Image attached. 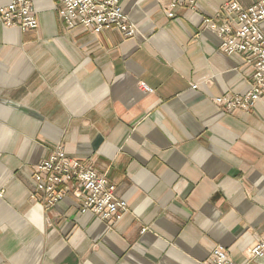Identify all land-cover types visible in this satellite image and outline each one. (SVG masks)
Segmentation results:
<instances>
[{
    "label": "crops",
    "instance_id": "1",
    "mask_svg": "<svg viewBox=\"0 0 264 264\" xmlns=\"http://www.w3.org/2000/svg\"><path fill=\"white\" fill-rule=\"evenodd\" d=\"M59 1L33 0L35 31L0 20V264H205L216 246L248 264L264 236V97L249 113L215 104L253 76L203 29L227 0H191L174 18L173 0H121L129 39L69 29ZM57 148L107 175L128 205L121 222L72 195L31 201L36 166Z\"/></svg>",
    "mask_w": 264,
    "mask_h": 264
},
{
    "label": "built area",
    "instance_id": "2",
    "mask_svg": "<svg viewBox=\"0 0 264 264\" xmlns=\"http://www.w3.org/2000/svg\"><path fill=\"white\" fill-rule=\"evenodd\" d=\"M251 1L250 6L243 7L236 0H227L220 9V18L203 20V29L217 36L223 54H241L253 67L251 87L246 93L215 99V104L225 113H249L264 97V33L261 30L264 0ZM120 2L60 0L59 15L69 29L80 27L93 35L115 29L124 38H133L136 27L120 9ZM185 3L194 9V1L173 0L168 7L169 18H174V10ZM0 20L5 27L21 32L35 31L39 26L33 0H9L7 6L0 8ZM139 88L143 93H154L144 83ZM197 88L196 85L192 87L193 90ZM33 179L35 192L31 194V201L43 209L54 208L72 195L80 200L83 213L90 212L103 222H121L128 214L127 203L117 197L115 186L107 175L67 156L62 148L55 149L48 159L36 166ZM263 259L264 236L249 250L248 264H257ZM205 264L238 263L226 248L216 246Z\"/></svg>",
    "mask_w": 264,
    "mask_h": 264
}]
</instances>
